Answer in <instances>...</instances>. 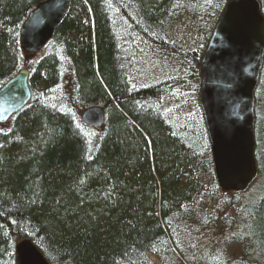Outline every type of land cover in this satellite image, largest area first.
I'll list each match as a JSON object with an SVG mask.
<instances>
[{
	"label": "trees",
	"instance_id": "1",
	"mask_svg": "<svg viewBox=\"0 0 264 264\" xmlns=\"http://www.w3.org/2000/svg\"><path fill=\"white\" fill-rule=\"evenodd\" d=\"M43 1L0 0V87L26 70L31 93L0 124V264L23 239L49 264H264V61L244 192L219 189L198 105L227 0H71L24 63L19 31ZM92 106L105 115L98 134L72 111Z\"/></svg>",
	"mask_w": 264,
	"mask_h": 264
},
{
	"label": "water",
	"instance_id": "2",
	"mask_svg": "<svg viewBox=\"0 0 264 264\" xmlns=\"http://www.w3.org/2000/svg\"><path fill=\"white\" fill-rule=\"evenodd\" d=\"M71 0H44L27 15L19 31L22 53L41 51L65 17ZM264 61V17L258 0H227L200 61L198 105L208 138L218 187L243 192L257 174L254 92ZM31 99L27 71L0 87V123L7 122ZM104 111L92 106L81 123L104 124ZM14 264H49L28 239L14 247Z\"/></svg>",
	"mask_w": 264,
	"mask_h": 264
},
{
	"label": "rangeland",
	"instance_id": "3",
	"mask_svg": "<svg viewBox=\"0 0 264 264\" xmlns=\"http://www.w3.org/2000/svg\"><path fill=\"white\" fill-rule=\"evenodd\" d=\"M183 27H185L184 25H177V27L174 29H172V31H173V34H181V33H183V35H185L186 33L185 32H187V28L185 29V30H183ZM175 34V35H176ZM43 54V51H42V49H41V51L40 52H38V53H36V54H33V55H28V56H26L23 60H25L24 61V63H26V61H30V62H32V63H34L35 61H37V59L41 56ZM139 61H141V60H139ZM157 63L156 62H153V61H148V62H145V63H141L140 65L141 66H144L147 70H149V71H151V70H153V69H155L154 68V66L156 65ZM24 71H26V70H24ZM142 74H141V77L140 78H143V79H146V80H150V81H156L157 80V74H156V76H155V74L152 76V77H149V76H147V73L145 72V71H140ZM156 78V79H155ZM146 80H143V82L142 81H139L138 82V85L139 84H143V85H147L148 84V82L146 81ZM158 80H160V79H158ZM66 81V80H65ZM67 82V81H66ZM150 83H152V82H150ZM84 110H86V109H81V110H79V109H74V108H72V111H73V113H75V114H77V116L79 117V118H81V115H82V113H83V111ZM186 112H189V111H187V109L184 111V114L186 113ZM171 117H173V116H168L167 117V120L168 121H170V118ZM174 118V117H173ZM175 120H176V118H174ZM84 126V125H83ZM86 127V126H85ZM87 128V127H86ZM87 130L88 131H90V133L92 134V132H96L97 133V131L96 130H98V129H90V127L89 128H87ZM98 134V133H97ZM90 137H91V139H92V141H93V137L94 136H91V135H89ZM250 186V185H249ZM248 186V187H249ZM247 187V188H248ZM246 188V189H247ZM244 192V191H243ZM209 244V242H204L203 244H202V246H206V245H208ZM215 247V251H214V254H216L217 256H220L221 254V252L224 250V248L223 247H221V245L218 243L217 245H215L214 246ZM237 250H238V247L236 246V245H232V246H230V248H229V252H227L226 250V252L228 253V254H232V255H235L236 254V252H237ZM194 264H200V263H194Z\"/></svg>",
	"mask_w": 264,
	"mask_h": 264
}]
</instances>
